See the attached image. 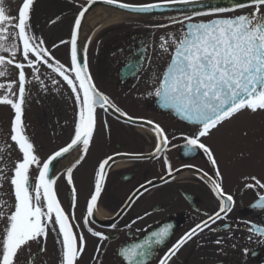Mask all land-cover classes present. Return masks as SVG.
<instances>
[{"label":"snow or ice","instance_id":"snow-or-ice-1","mask_svg":"<svg viewBox=\"0 0 264 264\" xmlns=\"http://www.w3.org/2000/svg\"><path fill=\"white\" fill-rule=\"evenodd\" d=\"M96 2L97 0H86L80 6L74 15L70 40L60 41V44L69 46V61L66 64L53 54L59 44L48 47L45 40L33 31L31 16L35 0H21L16 15H11L4 0H0V78L14 77L8 79L7 83H0V105L10 106L14 112L10 140L20 154L11 170V176L5 175L0 169V181L10 182L15 200L14 210L7 214V225L0 230V264H19L21 253L25 248H30L32 242L39 246L38 251H45L50 232L56 235L59 264H80L87 240L84 232L79 230L80 225L75 222L77 189L73 170L89 153L97 128L98 109L105 113L111 109L118 114V118H126L125 122L136 123L132 116L98 89L89 71L87 46L79 45L82 21ZM103 2L131 13H150L176 4L188 5L193 0H162L160 3H127L122 0ZM244 9L251 11L243 12ZM237 10H241L243 14L214 18L206 22H193V16L206 14L195 11L185 15L183 20L172 21L181 25L178 36L170 34L169 39L161 37L160 48L164 53H169L170 60L159 78L154 95L158 97L162 108L169 109L179 119L198 126L194 133L182 134L185 140L184 154H194L200 150L207 157L213 175L202 172L200 178L210 185L212 193L218 198L219 209L181 236L158 258V264H170L173 257L205 229L218 231L212 225L226 217L235 204L233 195L224 190L223 174L217 156L210 145L202 142V138L210 137L219 126L244 111L253 114L264 112V0H234L231 7H213L212 13ZM42 68L46 71L42 72ZM46 79L53 86H58L63 81L70 89L74 98L75 118L70 142L42 160L26 131L24 106L32 83L35 81L40 88L46 90ZM56 91H60V88L57 87ZM145 123L152 125L156 136V147L152 155L159 156L168 149L171 143L169 136L159 123L151 120ZM104 124L108 127L106 120ZM72 151H79L80 156L75 164L66 169V182L71 188L70 207L73 210L68 212L57 196L59 177L55 175V163ZM135 158L143 157L136 155ZM112 159V156L103 159L95 171L94 191L87 200L83 218L88 233L99 240L92 258L95 264H102L100 257L103 254V242L109 237L89 225L93 222L97 202L104 191L106 166ZM164 163L167 175L171 177L173 168L167 156L164 157ZM161 180L167 182L164 177ZM244 180V188L254 190L258 197L252 207L264 209V177L250 175L245 176ZM147 184L152 185L153 181H147ZM144 191H147V187L142 184L128 197L127 206H131ZM122 212L123 209L117 216ZM4 217L5 213L0 211V219ZM142 219L143 216H138L126 227L130 229L137 220ZM112 227L115 228L116 225L113 224ZM171 228V225H166L153 231L141 243L122 247L119 255L127 264H147L154 255V245L164 244ZM253 229L264 236V227L253 225ZM215 243L220 245L221 239H217ZM35 255L32 254L33 257ZM31 264H35L34 258Z\"/></svg>","mask_w":264,"mask_h":264},{"label":"flooded vegetation","instance_id":"flooded-vegetation-1","mask_svg":"<svg viewBox=\"0 0 264 264\" xmlns=\"http://www.w3.org/2000/svg\"><path fill=\"white\" fill-rule=\"evenodd\" d=\"M221 1L223 0L198 1L188 5L176 4L170 6L171 17L156 20V24L165 25V27H144L141 20L136 19L128 21L130 26L119 28L122 30L108 39L104 36L97 38L95 48L88 55V64L98 89L135 120H151L159 123L166 130L171 143L163 154L154 156L152 153L157 141L152 128L116 120L103 111L97 112V128L89 153L73 170L74 183L77 179L86 183L84 174L89 171L91 175L86 191L83 193L77 191V203L74 210L75 214L78 213L81 216L82 226L79 230H85L84 234L88 235L90 241V249L88 247L90 253L80 261V264H95L92 258L99 240L88 233L83 224V218L86 214L87 200L94 191L95 171L99 163L108 156H112L113 159L106 166L107 178L104 191L97 202L94 214L97 220L105 221V227H99L94 222L89 225L95 231H101L109 237L103 242V254L100 257L102 264H112V261H115V264H122L118 257L122 247L141 243L153 231L171 225L165 244L161 247L154 245V255L149 258L150 261H147V264H158V258L162 257L181 236L197 223L207 219L208 215L218 211L219 200L212 193L210 185L200 178L202 172L213 175L207 157L200 150L194 154H184L185 140L182 134H192L198 126L188 125L171 114L161 112L157 108V98L154 93L160 69L170 56L169 53H164L161 48H158L161 41L157 40H161V37L169 39L170 34L180 33L181 25L174 24L172 21L183 20L185 15H190L184 13L211 10L214 5H222ZM151 2L159 3L162 0ZM57 3L66 5L62 1ZM74 3L77 10L79 6L84 5L80 1ZM204 3L209 4L204 6ZM205 7L208 9H202ZM233 15H238V11L215 14V16H193V22ZM57 50L53 54L67 64L69 57L62 56L61 49ZM171 50L170 48L169 52ZM138 63L141 67L136 75L122 79L121 74ZM43 71L46 70L42 68ZM45 85L46 90L42 88V150L40 146L37 148V154L42 160L58 150L60 146L70 142L75 118L74 98L67 85L63 81L58 86H53L51 81H45ZM57 87L60 91H56ZM58 99H63L65 104L56 102ZM105 120L108 127H105ZM220 136L219 131L214 130L210 137L202 138V142L213 148L222 172V157L215 149V145L218 147L222 140ZM173 137L175 139H172ZM136 155H141L143 158L136 159ZM79 156L80 152L75 157H71L70 161L57 173L59 177L56 185L57 196L68 212L73 210L70 207L71 188L66 182V169L75 164ZM165 156L173 168L171 177L167 175ZM161 177L167 180L165 184L147 189L131 206H127L128 197L140 185L149 187L147 181H153L155 184L162 181ZM239 185L244 183L235 185L231 177L223 178L225 192L234 197L235 204L232 211L212 225L213 228H218V231L212 232L205 229L203 233L186 244L173 257L170 264H255L261 260L264 262V239L257 236L259 242L254 247L255 236L249 226L250 222H255L264 227V213L245 203L253 199V195L249 196V190L240 188ZM81 195L84 197L79 198ZM121 209H123L121 218L113 221ZM138 216H143V219L137 220L132 228H127L126 225ZM248 216L252 217V220L247 223L239 222L238 217ZM224 223L227 227L220 230ZM113 224L116 225L115 228L112 227ZM245 231H251V233ZM217 239H221V244L209 247L206 256L202 254L203 247ZM235 240H241L242 245L238 247ZM39 253L40 251H37L35 257L28 255L30 251L27 254L21 253L19 264H31L33 258L35 264H39ZM113 255L115 256L111 259Z\"/></svg>","mask_w":264,"mask_h":264},{"label":"rangeland","instance_id":"rangeland-1","mask_svg":"<svg viewBox=\"0 0 264 264\" xmlns=\"http://www.w3.org/2000/svg\"><path fill=\"white\" fill-rule=\"evenodd\" d=\"M40 0H35L34 7H36ZM41 10L39 11L42 14L46 12V20L49 21L51 18L53 19L54 16H58L59 19H53L56 21L55 25L47 24L45 23V34L49 37L51 34V39L55 43H60L61 40L66 38L67 34L69 33L74 16L72 14H63L62 17L59 15V10H57L58 5L54 0H41ZM5 7L10 10L11 15H16V9L21 3V0H4ZM45 7V9H44ZM127 20H119L114 21L111 23H108L106 26H112L114 24L124 22ZM118 31H113L110 34H107L105 36V39H108L118 33ZM104 32V31H103ZM42 34V33H41ZM104 34V33H102ZM69 39V34H68ZM96 43H93L94 48ZM58 52V50L56 51ZM63 56V55H62ZM42 71V69H41ZM30 73V71H29ZM11 79V77H9ZM46 82L50 80H45ZM32 89L31 96H28V103L30 107L36 106V99H35V92L39 95L42 91V88H40L37 83L34 81L30 87ZM41 100L40 107L42 106V95H40ZM32 99L33 103L30 101ZM64 101L63 99H61ZM60 99H58L56 102H61ZM71 102V101H70ZM39 106V104H38ZM28 107V106H26ZM42 109V108H41ZM33 113V112H32ZM14 116L13 110L10 108V106L7 105H0V136L7 137L10 141L7 150L10 153L11 156H13V160H17L20 157V154L18 150L16 149L15 144L10 140V126H11V120ZM41 119V116H40ZM26 121L29 125H33L32 119L28 113V109H26ZM219 129H221L220 139H222L218 147L215 145L216 151L221 155L222 162L226 165V168L223 169L230 171V177L235 182V185L237 183L242 184L245 183L244 177L250 176V175H257L258 177H264V112H258V113H251L250 111L243 112L239 114L238 116L231 119L229 122L225 123L224 125L220 126ZM37 135H42L40 132L36 131ZM47 132H49L47 130ZM247 133V135H244V133ZM219 139V140H220ZM6 142L0 141V144L3 145ZM40 149L42 150V142L40 143ZM3 154L2 151L0 152V155ZM42 154V152H41ZM1 159V157H0ZM12 160V159H11ZM14 163V162H13ZM11 161L8 162V166L5 167V165H0V169L3 170L4 174L7 176H11L12 171L9 168V165L14 166ZM13 168V167H12ZM85 182H81L80 180H76L74 183L75 187L78 191V193H83L88 188V180H90L91 175L90 172H86L84 174ZM7 181V180H6ZM250 182V181H249ZM6 184V183H4ZM240 188H244V185H239ZM3 194L0 195V206L2 203V200H5L7 209L6 212L8 214L11 213V211L14 210V195L12 192V186L10 185V182L7 181V184L4 188H2ZM84 196L81 195L79 198H83ZM76 219H81L80 214H75ZM1 221V219H0ZM1 224V223H0ZM7 222L4 223V226L6 227ZM2 227V226H0ZM88 238V235H85ZM37 245L35 242H32L30 245V248L36 249L35 247ZM39 247V246H38ZM89 244L86 245V251L84 255H89L90 250L88 249ZM29 249V248H26ZM209 250V246H205L202 249V254H206ZM59 246L56 243V235L55 233L50 232L49 236L46 241V250L43 252L42 256L39 259V264H57L59 259ZM43 260V261H42Z\"/></svg>","mask_w":264,"mask_h":264},{"label":"bare ground","instance_id":"bare-ground-1","mask_svg":"<svg viewBox=\"0 0 264 264\" xmlns=\"http://www.w3.org/2000/svg\"><path fill=\"white\" fill-rule=\"evenodd\" d=\"M100 23H101V21L97 22L96 24L91 25L90 29H88V34H89L90 38ZM88 41H89V39H88Z\"/></svg>","mask_w":264,"mask_h":264}]
</instances>
